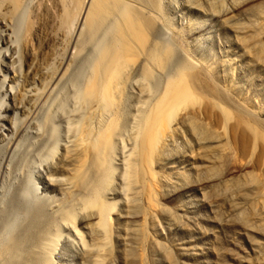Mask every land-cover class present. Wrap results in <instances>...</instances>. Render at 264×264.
<instances>
[{"label":"bare ground","instance_id":"6f19581e","mask_svg":"<svg viewBox=\"0 0 264 264\" xmlns=\"http://www.w3.org/2000/svg\"><path fill=\"white\" fill-rule=\"evenodd\" d=\"M62 1L0 0V264H59L69 243L103 261L117 207L107 195L118 171L117 194L130 207L144 200L152 206L162 187L186 185L189 171L179 168L186 161L200 164L190 169L199 185L225 166L227 191L242 186L235 174H264V107L227 81L230 60L212 66L198 55L206 23L216 20L264 64V0H69L62 25L68 47L55 71L39 76L33 45L39 30L28 19ZM255 2L247 28L232 14ZM182 11L203 20L179 24ZM82 53V71L73 77ZM73 80L69 111H54L56 93ZM62 116L64 139L55 125ZM37 146L51 159L43 178L64 188L65 203L37 204L42 197L31 171ZM57 159L74 165L70 177H48ZM163 165L173 178L158 177L153 166ZM78 217L96 221L92 244Z\"/></svg>","mask_w":264,"mask_h":264},{"label":"rangeland","instance_id":"374dc122","mask_svg":"<svg viewBox=\"0 0 264 264\" xmlns=\"http://www.w3.org/2000/svg\"><path fill=\"white\" fill-rule=\"evenodd\" d=\"M63 1V4L58 3V8L51 4L48 13L41 11L35 19H28L39 30L37 41L33 44H37L33 46L38 53H35L38 59L35 60L37 63L35 62L34 67L39 76L44 72L46 76H50L60 64L68 47L69 30L62 25L65 21L64 4L68 8L70 1ZM35 2L39 3L41 0H34ZM258 4L259 2H255L240 6L232 15L248 28L250 21L257 15ZM182 13L185 17L178 19L179 24H184L187 20H203L194 13ZM203 34L207 40L198 55L203 56L212 66L220 64L224 59L230 60L233 72L227 74V81L235 84L241 98L254 107H264V64L258 62L252 54H247L248 44L238 40L236 35L239 34L234 29L224 27L216 20L206 23ZM20 38L22 43L27 40L24 35ZM84 54L77 57L80 62L76 58V63L72 65L74 69L71 67L73 77H77L82 71ZM74 86L75 81H69L56 93L54 111L61 112L63 106L66 107L65 112L69 111L71 102L68 99L72 97ZM62 119L63 116L56 118L55 125L60 126L64 139L66 124ZM40 123L43 124L42 119H39ZM37 148L31 160L32 177L38 188L36 196L42 197L37 199V204H43L46 200L47 205L53 207L61 202L65 203L64 188L57 184H46L43 177L46 173L45 167L51 159L45 161L46 153L38 146ZM54 162L56 168L48 172L49 178L65 179L71 176L73 164H59L58 159ZM189 164L191 166L188 167ZM195 165L200 164L194 161L181 164V173L189 171L188 174L185 173L188 177L187 184L183 186L180 181L176 184L177 189L166 184V187L158 190L159 194L154 198L152 206H148L145 200L142 206L137 207L123 204L122 195L117 194L120 192L118 171V180L112 186L114 191L107 195L110 203L117 204L116 211L111 213L112 234L107 248L108 256L99 263L96 257L84 255L78 245L69 243L66 252L59 257V264H264V174L256 169L247 170L245 175L235 174L242 186L240 190L227 191L225 166L209 174L212 182L199 185L195 182L194 170L190 172ZM153 167L159 178H173L167 165ZM146 178L145 176L143 180L146 181ZM232 193L234 197L229 199ZM95 223V220L80 221L77 218V227L90 244L98 239L93 232Z\"/></svg>","mask_w":264,"mask_h":264}]
</instances>
